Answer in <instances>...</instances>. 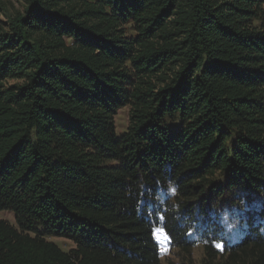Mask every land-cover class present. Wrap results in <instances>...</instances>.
Listing matches in <instances>:
<instances>
[{"label": "trees", "instance_id": "trees-1", "mask_svg": "<svg viewBox=\"0 0 264 264\" xmlns=\"http://www.w3.org/2000/svg\"><path fill=\"white\" fill-rule=\"evenodd\" d=\"M7 1L0 264H264V0Z\"/></svg>", "mask_w": 264, "mask_h": 264}, {"label": "rangeland", "instance_id": "rangeland-1", "mask_svg": "<svg viewBox=\"0 0 264 264\" xmlns=\"http://www.w3.org/2000/svg\"><path fill=\"white\" fill-rule=\"evenodd\" d=\"M7 7L10 10L21 9L22 0H10L7 1ZM0 20L6 22L7 18L0 14ZM2 25V24H0ZM14 83V81H13ZM130 112L131 107L126 106L119 110L116 116V127L118 135H122L128 128L130 123ZM245 197L244 194L240 191H235L230 197L231 199H237L239 197ZM233 203V202H232ZM236 203L241 204L242 200L236 201ZM0 218L6 220L12 225H17L16 216L13 211L9 210H0ZM155 237L160 244L161 248V261L162 264H203L205 261V252L203 246L198 245L194 247L191 251V254L188 255L187 251L182 250L178 247L172 248L169 243V238L166 232L158 227L155 229ZM49 240L58 244L63 250L68 251L72 249L75 245L72 240L61 237H49ZM214 264H226L225 259L218 260Z\"/></svg>", "mask_w": 264, "mask_h": 264}, {"label": "snow or ice", "instance_id": "snow-or-ice-1", "mask_svg": "<svg viewBox=\"0 0 264 264\" xmlns=\"http://www.w3.org/2000/svg\"><path fill=\"white\" fill-rule=\"evenodd\" d=\"M218 247H221L222 248V245H218Z\"/></svg>", "mask_w": 264, "mask_h": 264}]
</instances>
